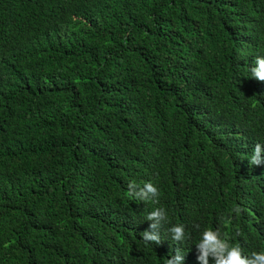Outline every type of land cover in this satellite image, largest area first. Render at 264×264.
<instances>
[{
    "label": "trees",
    "instance_id": "16d2710c",
    "mask_svg": "<svg viewBox=\"0 0 264 264\" xmlns=\"http://www.w3.org/2000/svg\"><path fill=\"white\" fill-rule=\"evenodd\" d=\"M257 56L264 0H0V264H165L177 247L200 264L208 228L264 251Z\"/></svg>",
    "mask_w": 264,
    "mask_h": 264
},
{
    "label": "clouds",
    "instance_id": "9594fccd",
    "mask_svg": "<svg viewBox=\"0 0 264 264\" xmlns=\"http://www.w3.org/2000/svg\"><path fill=\"white\" fill-rule=\"evenodd\" d=\"M249 71L252 74V79L264 82V56H257L254 60V65L250 67ZM248 161L250 166L264 164V144H255ZM127 195L137 201H147L158 197L159 191L151 182H145L141 187L132 181L128 184ZM156 202L158 203V200ZM234 211L239 214L241 209L236 207ZM166 220L165 209L157 208L151 211L147 215V221L151 222L149 229L140 233L142 241L145 244L152 242L159 245L161 243L160 230ZM194 227L198 228L199 226L195 225ZM168 231L171 233L173 241L177 243L184 241L185 227L183 225L172 226ZM196 247L200 253L198 256L200 264H208L209 257L215 260V264H264V251L253 252L250 256L245 255L239 245L230 243L229 240L223 238L219 230L211 228L202 232ZM184 259L185 256L181 254V249L177 247L175 254L171 256V259L167 258L165 264H183Z\"/></svg>",
    "mask_w": 264,
    "mask_h": 264
}]
</instances>
